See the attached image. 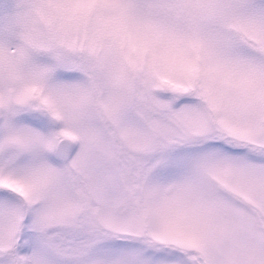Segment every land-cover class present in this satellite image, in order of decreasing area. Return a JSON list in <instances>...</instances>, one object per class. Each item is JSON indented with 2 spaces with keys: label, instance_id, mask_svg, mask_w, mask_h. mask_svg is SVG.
I'll list each match as a JSON object with an SVG mask.
<instances>
[{
  "label": "snow or ice",
  "instance_id": "1",
  "mask_svg": "<svg viewBox=\"0 0 264 264\" xmlns=\"http://www.w3.org/2000/svg\"><path fill=\"white\" fill-rule=\"evenodd\" d=\"M0 264H264V0H0Z\"/></svg>",
  "mask_w": 264,
  "mask_h": 264
}]
</instances>
